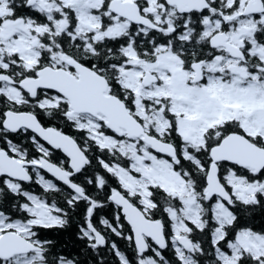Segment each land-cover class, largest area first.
<instances>
[{"label":"snow or ice","instance_id":"snow-or-ice-1","mask_svg":"<svg viewBox=\"0 0 264 264\" xmlns=\"http://www.w3.org/2000/svg\"><path fill=\"white\" fill-rule=\"evenodd\" d=\"M0 264H264V0H0Z\"/></svg>","mask_w":264,"mask_h":264}]
</instances>
